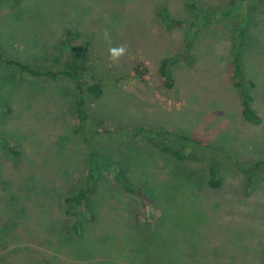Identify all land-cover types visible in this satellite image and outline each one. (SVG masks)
<instances>
[{"label": "rangeland", "instance_id": "obj_1", "mask_svg": "<svg viewBox=\"0 0 264 264\" xmlns=\"http://www.w3.org/2000/svg\"><path fill=\"white\" fill-rule=\"evenodd\" d=\"M0 45L31 66L83 64L104 88L85 91L90 146L74 80L0 61V264H264V170L250 184L237 168L264 160V0H0ZM120 45L128 54L112 63ZM235 58L259 123L243 117ZM92 146L98 191L73 229L65 198L85 183Z\"/></svg>", "mask_w": 264, "mask_h": 264}, {"label": "trees", "instance_id": "obj_2", "mask_svg": "<svg viewBox=\"0 0 264 264\" xmlns=\"http://www.w3.org/2000/svg\"><path fill=\"white\" fill-rule=\"evenodd\" d=\"M236 1L237 0H230V3L233 5L235 3L242 5L245 0H238V2ZM200 26L201 25L197 26V31L199 30L198 28ZM192 27H194V25H192ZM85 46L86 48L80 53V55L84 58H87L89 44L85 42ZM237 54L238 53L236 52V55ZM58 59L59 57H55L54 62H57ZM0 61L3 62V64L5 65L6 64L16 65L20 68L22 72H27L35 77L47 76V77H52L56 79L63 75V76L70 78L71 80H74L76 83V88L78 89L79 94H80L76 98V101H75L77 120L79 122L77 132H80L83 135H85L86 142L91 146V141H90L91 138H89V132L86 131V124L89 119V112H88V105H87L86 97H85L86 95L85 91L90 92L91 94L95 96V98L98 99L104 94V88L100 81H94V76H91L90 80H84L85 75H87L88 73V68L85 65L74 62L73 64H68V66H65L64 68L62 67L60 69H56L54 67V62H53V64H50V65L31 66L28 63H25V62H22L20 60L10 57L7 51L5 50V48L2 47L1 45H0ZM238 61H239L238 58H235L233 62V65H234L233 79H235L234 80L235 85L242 92L243 117L251 123H259L261 121V118L252 106L253 96L250 94L249 88L247 89L245 85V84H248L250 87H255L256 84L251 79L248 80L247 83L244 82ZM168 63H169L168 58H165L162 61L161 73L165 77V84L168 87H172L173 78L171 76L170 71L168 70V67H167ZM136 70L139 73H141V70L139 69V67H137ZM173 137H177L180 140L189 141V143L190 142L193 143L194 146L195 145H201L205 147L208 146L206 143L200 142L198 139L192 138L191 136H188L184 133H174ZM182 146L184 147L185 144L183 143ZM6 149L14 154L20 153L19 151H17L16 149L10 146H7ZM163 149L171 153L172 155H175L179 159H187L193 156L192 153L184 154L183 149H180V148H173L171 146H166V147H163ZM90 151H91V155L88 160L90 166H89V169L87 170L85 183L82 184L73 195L67 196L65 198V203L67 205V209H66L67 213L73 217L77 216L74 218V221H73V225H72L73 229H76L78 225L81 227L83 226L85 227V224L89 220L85 212H87L88 210H91L92 198L94 194L98 191L97 179H95V176H94L95 170L93 166L96 162V158L98 157L97 155H100V153L94 148V146L91 147ZM237 168H239L241 171L244 172L248 182L250 183V182H253L252 180L253 172L252 171L254 169L264 170V160H259L257 162H254L252 164V167H248V166H245L244 164L242 165L240 163L239 164L237 163ZM123 173H124V169L120 167L114 170L116 181L123 183L125 189L129 192H133L137 194L141 193L142 186L140 187L138 185H135L129 182L130 179L128 177H125ZM208 184L211 187H219L222 184V180L218 173V165L215 162H213L209 168ZM142 197L145 199V202L148 203L149 205L150 204L149 199H147V197L144 194H142ZM79 214H81L80 217H79Z\"/></svg>", "mask_w": 264, "mask_h": 264}, {"label": "clouds", "instance_id": "obj_3", "mask_svg": "<svg viewBox=\"0 0 264 264\" xmlns=\"http://www.w3.org/2000/svg\"><path fill=\"white\" fill-rule=\"evenodd\" d=\"M103 39L110 40V34L107 30L103 32ZM128 54V48L125 45L115 46L109 48V60L112 63L118 64L123 57Z\"/></svg>", "mask_w": 264, "mask_h": 264}]
</instances>
